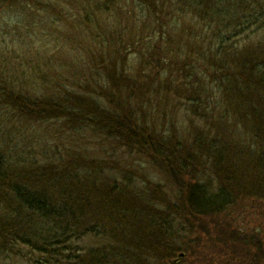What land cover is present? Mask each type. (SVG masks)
I'll list each match as a JSON object with an SVG mask.
<instances>
[{"label":"trees","instance_id":"trees-1","mask_svg":"<svg viewBox=\"0 0 264 264\" xmlns=\"http://www.w3.org/2000/svg\"><path fill=\"white\" fill-rule=\"evenodd\" d=\"M62 28L85 58L56 75L44 51ZM52 122L65 141L52 155L0 147V197L16 205L0 264L85 263L89 236L131 264L254 262L258 232L221 220L244 198L232 214L264 219V0H0V123L45 142L37 125ZM245 134L261 154L225 143Z\"/></svg>","mask_w":264,"mask_h":264},{"label":"rangeland","instance_id":"rangeland-1","mask_svg":"<svg viewBox=\"0 0 264 264\" xmlns=\"http://www.w3.org/2000/svg\"><path fill=\"white\" fill-rule=\"evenodd\" d=\"M53 31V32H52ZM48 37H47V41H48V45L45 46V51L47 56L49 58L52 59V63L54 61L55 63V69L57 71L56 75H58V73H61L62 71V67L63 66H67L68 68H73V66L77 65L78 62L80 61L79 57H84V55L81 52H85L84 51V42L79 34V32H73L70 35L66 34L65 29H60V30H50ZM85 58V57H84ZM61 67V70L59 71ZM66 77H70L71 76V70L70 71H65L64 72ZM176 120V119H175ZM177 121V120H176ZM38 122V121H34ZM40 123V122H39ZM42 124V123H41ZM63 124V123H62ZM65 125V124H63ZM40 127L39 132L40 133H44V134H50L49 138L47 141L45 142H36L32 140V137L29 136V127L25 130L23 127H21L19 129V124L15 125V127H11V125L6 126L3 123H0V147L2 149L8 148V146L12 149H16L18 147H20L21 145H23L24 143V139H27L29 142V145L35 148H42V150H48L51 151V153L49 155H52V152L54 150H57V147L59 146L61 149H64V146H62V144H64L65 141L60 142V140H58L59 137V132H58V127L61 128V122H52L51 124H46L45 125H37ZM235 126H232V128ZM47 128V129H46ZM6 131H10L11 132V136L9 139H7L4 135V132ZM235 141L229 140L228 137L225 141V143H233V148L236 151H242L244 152V154H247L249 151H256V142H254L251 138V136L248 135H243V136H236ZM84 141V140H83ZM81 141V143L83 142ZM241 143V145H240ZM17 144V146H15ZM259 147L258 151H256L255 155H259V153L261 154V150H264V147H262V149ZM91 149H89L90 151ZM40 158V156H38ZM91 158L100 160L102 158H105L104 156H101V153H99L97 150L91 152ZM46 162V160L42 159V162ZM249 164V160L247 161ZM44 167V170H52L53 173H55L57 170H59L58 166L53 164H47ZM246 165L244 164L243 170H246ZM133 166V165H132ZM208 166V165H206ZM138 167H140L141 169H148L149 170V174L145 175L144 173H139L141 176H143L144 178L150 179V181L153 182V185H155L156 187H163L167 190H170V188H172L170 182H168V180L166 179L164 174L158 173L154 170V168L152 166H150V164L147 163H143L142 165H139ZM209 167H212L211 164L210 166H208L207 168L209 169ZM143 171V170H141ZM245 172V171H243ZM212 173V171L209 170V172H207V174ZM212 175V174H210ZM95 182H98L99 184H101L103 182V180H99L95 178ZM123 183V182H122ZM86 186V185H85ZM87 190L89 189V186L86 187ZM5 198V197H4ZM243 198V197H242ZM260 203H262L261 201H259ZM245 203H248V199L244 198V200H240L239 201V205L236 209H229L228 213L230 214L228 217L224 218L227 219L226 221H222L221 222H231L230 227L231 228H239L240 230L244 231L245 233L248 232H252L253 229L257 231V227L259 225V223L261 222V220L264 221V219L260 218L259 216H256L254 214L253 211H245L242 214H232L234 213V211L239 210L240 208H242ZM15 202L14 199L12 197H10L9 201L7 200V198H5V202L3 201V199L0 197V215L2 214H6L7 215V219H15L16 218V212H15ZM264 225V224H263ZM186 233V232H185ZM184 233V234H185ZM260 239L264 240V230L260 231ZM184 239H181V241H183ZM112 242V243H111ZM253 242V241H252ZM81 244V245H80ZM79 244L80 247H82L83 249L80 250L79 254L81 256V259H83L85 261V263H80V264H99V257L101 258L100 254H105L106 260H105V264H131L127 259H126V255H128L127 253L122 252L123 254H109V251L107 252H102L100 249L103 248V246H105V244L109 247L112 248L114 247V242L112 240H109L108 242H105L104 244H102L99 240H97V238H94L93 236H89L86 237L83 240V243L81 242ZM181 244H183V242H181ZM253 247L250 249V251L255 252L257 250L256 245H252ZM29 249L25 248V252H28ZM186 254V253H185ZM254 254H255V258H254ZM252 255V258L250 257V261L252 262V260L254 262H252V264H255L256 262V252ZM189 257L191 258V252H189V256H187L186 260H189ZM193 257V256H192ZM193 259V258H192ZM208 259V258H207ZM206 260V258H205ZM31 260L26 258L23 259L20 263H12V264H33L32 262H30ZM14 262V261H13ZM199 263V262H198ZM64 264H75V263H71L69 260L66 261ZM77 264H79V262H77ZM139 264H142V262H139ZM144 264H147L146 262ZM156 264H165L164 262H158ZM190 264V262H189ZM194 264V263H193ZM199 264H207L204 260L200 261Z\"/></svg>","mask_w":264,"mask_h":264},{"label":"flooded vegetation","instance_id":"flooded-vegetation-1","mask_svg":"<svg viewBox=\"0 0 264 264\" xmlns=\"http://www.w3.org/2000/svg\"><path fill=\"white\" fill-rule=\"evenodd\" d=\"M261 230H264V225H258L257 227V231H258V236H257V240H256V247H257V250L255 251L256 252V262L255 264H264V240L260 239V231ZM176 258V257H175ZM173 258V259H175ZM173 259H172V264H184V260L185 259H182L178 262H173ZM189 264V263H188Z\"/></svg>","mask_w":264,"mask_h":264},{"label":"water","instance_id":"water-1","mask_svg":"<svg viewBox=\"0 0 264 264\" xmlns=\"http://www.w3.org/2000/svg\"><path fill=\"white\" fill-rule=\"evenodd\" d=\"M186 257V254L184 252H180L175 259H173V262H178ZM184 264H188L187 262H184Z\"/></svg>","mask_w":264,"mask_h":264}]
</instances>
